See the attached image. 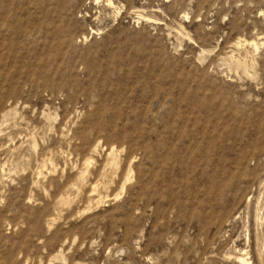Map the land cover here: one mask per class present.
<instances>
[{"label": "rangeland", "instance_id": "rangeland-1", "mask_svg": "<svg viewBox=\"0 0 264 264\" xmlns=\"http://www.w3.org/2000/svg\"><path fill=\"white\" fill-rule=\"evenodd\" d=\"M238 255L264 264V0H0V264Z\"/></svg>", "mask_w": 264, "mask_h": 264}, {"label": "bare ground", "instance_id": "bare-ground-1", "mask_svg": "<svg viewBox=\"0 0 264 264\" xmlns=\"http://www.w3.org/2000/svg\"><path fill=\"white\" fill-rule=\"evenodd\" d=\"M111 148V147H110ZM109 150V149H108ZM112 151V150H111ZM111 151H109V152H111ZM109 155V153L107 154V156ZM111 155V154H110ZM90 157V156H89ZM107 158H110V157H107ZM110 160V159H109ZM112 162V161H111ZM41 173V172H40ZM80 174V173H79ZM82 176H83V174H82ZM92 195V194H91ZM247 261V260H246ZM236 262L238 263V264H241V263H244L245 262V259L242 257V256H240V255H238V256H236Z\"/></svg>", "mask_w": 264, "mask_h": 264}]
</instances>
